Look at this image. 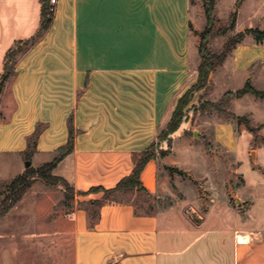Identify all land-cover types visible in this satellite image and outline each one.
I'll use <instances>...</instances> for the list:
<instances>
[{
	"label": "crops",
	"instance_id": "1",
	"mask_svg": "<svg viewBox=\"0 0 264 264\" xmlns=\"http://www.w3.org/2000/svg\"><path fill=\"white\" fill-rule=\"evenodd\" d=\"M237 3L217 0V20L229 22ZM193 10V0H57L50 30L19 58L0 93V163L6 171L0 188L29 167L53 161L69 140L73 117L74 150L53 174L74 191L68 216L74 264H264V150L242 171L237 196L248 202L244 213L223 203L196 221L178 206L137 211L135 202L119 200L101 206L96 223L90 221L89 203L104 199L103 191L92 189H113L132 175L136 156L157 141L198 79ZM42 11L43 0H0V77L8 51L39 31ZM249 28L264 30V0H243L238 8L231 32ZM248 80L264 84V41L253 35L209 82L216 88L225 82V95ZM251 98H235V106ZM38 125L44 129L28 161L24 152ZM215 132V142L238 152L233 122L217 123ZM159 177L157 156L141 172L149 196L160 192ZM64 199L44 180L25 193L0 220V264H32L23 259L20 242L46 227L49 212Z\"/></svg>",
	"mask_w": 264,
	"mask_h": 264
},
{
	"label": "rangeland",
	"instance_id": "2",
	"mask_svg": "<svg viewBox=\"0 0 264 264\" xmlns=\"http://www.w3.org/2000/svg\"><path fill=\"white\" fill-rule=\"evenodd\" d=\"M193 29L198 30L195 43L201 41L200 34L205 29L207 20L203 0H193ZM228 22L217 20V28L224 27ZM193 30V33H194ZM233 32L213 37L210 45L213 50L221 51L224 43ZM210 81V80H209ZM221 81L218 88L212 81L192 99L184 102L179 108L182 124L170 134L169 128L163 133L162 147L166 155L160 159V192L152 197L147 193L116 194V200H129L137 203L143 210L164 211L170 206H178L179 210L189 216H209L215 205L230 204L244 213L247 201L241 202L237 196L244 180L242 171L257 163V151L264 150V98L252 95L251 100L244 99L243 104L235 106V100L223 106L224 113L209 108L210 102L219 101L224 95L227 85ZM238 83H235V87ZM255 86L264 89L258 82ZM3 91V90H2ZM178 106V105H177ZM230 112H238L250 120L251 127L240 124ZM233 122L235 137L239 142L237 153L215 142V126L217 123ZM183 133L182 136H179ZM250 139V140H249ZM29 161V160H28ZM26 161L25 163H27ZM16 164V163H14ZM167 167H175L182 171H170ZM13 166L11 172H17ZM1 175L6 174L3 163H0ZM3 183H1L2 185ZM64 192L65 199L53 211L49 212L48 225L44 224L36 233L27 236L20 242L23 259L32 264H74L73 235L70 219L72 200L69 188L61 181L52 185ZM105 195V193H104ZM9 213V212H8ZM191 214V215H190ZM7 215L0 217V220ZM38 232V233H37ZM6 242V239H3ZM19 250V252H20Z\"/></svg>",
	"mask_w": 264,
	"mask_h": 264
},
{
	"label": "trees",
	"instance_id": "3",
	"mask_svg": "<svg viewBox=\"0 0 264 264\" xmlns=\"http://www.w3.org/2000/svg\"><path fill=\"white\" fill-rule=\"evenodd\" d=\"M204 9L206 14L207 23L205 29L200 34L201 41L199 44V54L201 61L198 67V79L196 83L183 95L179 100L178 106L175 110L173 118L163 132L165 133L169 128L170 134L175 133L181 126V113L179 108L185 101L192 99L197 93L209 84L210 76L215 72L226 59L230 56L233 50L238 44L242 43L247 35H253L258 42L264 41V30L259 28H249L243 32L235 33L228 37L223 49L221 51L213 50L210 43L213 37L218 35H225L230 31H233L237 24L238 8L240 7L243 0H238L237 8L232 13L228 24L224 27L217 28V17H216V5L217 0H203ZM54 10L50 5V0H43V11L41 26L37 34L27 40L18 41L15 46L8 51L5 56L4 73L0 77V93L2 92L5 84L15 74V68L19 58L32 49L38 44L50 30L54 20ZM253 94L256 97L264 98V90L257 89L250 80L247 81L242 89L236 91L227 92L219 101L210 102L209 108L215 109L220 113H224L223 106L231 103L235 98L243 97L246 94ZM240 124L245 123L248 127H251L250 120L244 116L236 115L234 112L230 114ZM43 126L38 125L33 135L28 139V146L24 154L27 160H31L35 152L37 151V144L40 134L43 131ZM69 140L67 144L58 151L56 158L44 164L39 168L29 167L24 173L16 176L9 184L0 188V195L2 199L0 201V217L5 216L8 212L23 198L25 193L39 180H44L49 185H55L58 181L63 182L70 190L71 198L74 197V191L68 185V183L61 177H57L53 174L58 163L65 158L68 154L72 153L75 144V127L73 124V117L69 121ZM161 131L159 138L155 141L146 151L138 154L135 158V169L131 176L122 180L115 188L105 189L102 187L93 188V191H103L105 193L104 199L95 200L89 203L88 213L91 224L94 225L99 217V209L101 206L110 201L116 200V194H134L148 193L141 181V172L149 162V160L158 156V151H161V155H166V150L162 147V136L164 135ZM170 171L181 170L175 167H167ZM138 211V205L135 203Z\"/></svg>",
	"mask_w": 264,
	"mask_h": 264
},
{
	"label": "built area",
	"instance_id": "4",
	"mask_svg": "<svg viewBox=\"0 0 264 264\" xmlns=\"http://www.w3.org/2000/svg\"><path fill=\"white\" fill-rule=\"evenodd\" d=\"M56 4H57V0H50V5L53 10L55 9Z\"/></svg>",
	"mask_w": 264,
	"mask_h": 264
},
{
	"label": "water",
	"instance_id": "5",
	"mask_svg": "<svg viewBox=\"0 0 264 264\" xmlns=\"http://www.w3.org/2000/svg\"><path fill=\"white\" fill-rule=\"evenodd\" d=\"M28 166H30V163L28 162ZM193 217L196 219V221H199V218L197 216H194Z\"/></svg>",
	"mask_w": 264,
	"mask_h": 264
}]
</instances>
